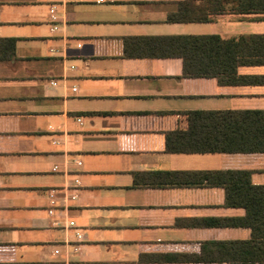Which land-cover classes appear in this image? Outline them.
<instances>
[{
	"label": "crops",
	"instance_id": "1",
	"mask_svg": "<svg viewBox=\"0 0 264 264\" xmlns=\"http://www.w3.org/2000/svg\"><path fill=\"white\" fill-rule=\"evenodd\" d=\"M250 34L264 14L218 0H0V38L17 40L0 60V264H227L252 229L229 225L245 208L203 174L264 185V153L168 152L165 133L190 111L264 109V85L186 77L181 58L150 54Z\"/></svg>",
	"mask_w": 264,
	"mask_h": 264
},
{
	"label": "trees",
	"instance_id": "2",
	"mask_svg": "<svg viewBox=\"0 0 264 264\" xmlns=\"http://www.w3.org/2000/svg\"><path fill=\"white\" fill-rule=\"evenodd\" d=\"M236 13L264 14V0H218ZM172 21H204L206 16L174 15ZM15 38H0V60L15 58ZM169 51L150 56L178 57L186 77L217 78L223 84L257 82L240 74V66H264V34L223 39L218 35L177 36ZM187 114L188 125L165 133L166 151L175 153H264V109L196 110ZM208 184L222 186L228 204L242 206L246 214L229 225L252 229V238L229 243L218 260L227 264H264V185L251 182V171L206 172Z\"/></svg>",
	"mask_w": 264,
	"mask_h": 264
},
{
	"label": "built area",
	"instance_id": "3",
	"mask_svg": "<svg viewBox=\"0 0 264 264\" xmlns=\"http://www.w3.org/2000/svg\"><path fill=\"white\" fill-rule=\"evenodd\" d=\"M51 12H53V9H51ZM74 90L76 91V90H77V87H76V88H74ZM81 236H82V235L79 233V234H78V237H79V239L81 238ZM55 251H56V252H58V250H57V249H56Z\"/></svg>",
	"mask_w": 264,
	"mask_h": 264
}]
</instances>
